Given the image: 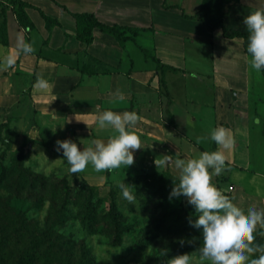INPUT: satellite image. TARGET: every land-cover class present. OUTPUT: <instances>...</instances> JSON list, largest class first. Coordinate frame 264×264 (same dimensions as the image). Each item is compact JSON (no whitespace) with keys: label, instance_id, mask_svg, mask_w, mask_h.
I'll use <instances>...</instances> for the list:
<instances>
[{"label":"crops","instance_id":"crops-1","mask_svg":"<svg viewBox=\"0 0 264 264\" xmlns=\"http://www.w3.org/2000/svg\"><path fill=\"white\" fill-rule=\"evenodd\" d=\"M23 1L30 5L26 12L34 23L32 30L19 24L10 0H0V12L6 7L7 40L6 43L0 40V113H7L20 103H29L39 116L70 122L79 136L81 149L92 146L94 139L106 142L109 136L116 135L112 129H101L96 123L97 117L106 110L136 112L139 116H165L166 113L177 122L185 121L182 118L191 119L192 125L194 116H185L183 109L188 96L182 85L189 60L188 45L192 44L210 52V61L204 59L198 64H209L216 89L212 94L213 103L207 106L213 109L211 127H223L231 133L236 128L237 132L241 130L240 136L251 135V125L239 121L245 114L241 110L250 109L252 83L251 57L245 51L243 38L228 39L222 29L212 30L202 22L185 19L182 10L165 9L164 0ZM167 3L179 6L190 16L201 8L193 10L191 5L168 0ZM257 9H264V0L225 3L222 15L229 32L249 34L243 19ZM41 11L61 26L48 29ZM71 13H93L108 25L145 28L147 31L142 36L146 34L151 41L150 35H153L151 48L140 43L142 36L137 38V43L129 41L122 46L99 29L94 31L92 44L82 43L76 38L77 23ZM4 19L0 17V21ZM22 43L31 44L35 51L25 55L20 51ZM138 44L178 71L168 70L162 75L157 64L146 59ZM134 46L142 52L143 59ZM9 58L15 60L12 67L7 66ZM38 75L49 82L47 90L34 87ZM175 80L180 88L173 86ZM121 94L123 100L119 99ZM261 117L262 123L264 116ZM169 124L165 122L164 126ZM186 124L183 127L188 129ZM243 147L248 150L246 144ZM81 174L91 177L107 171L97 172L89 165Z\"/></svg>","mask_w":264,"mask_h":264},{"label":"rangeland","instance_id":"rangeland-1","mask_svg":"<svg viewBox=\"0 0 264 264\" xmlns=\"http://www.w3.org/2000/svg\"><path fill=\"white\" fill-rule=\"evenodd\" d=\"M168 1L183 6L191 5L193 10H196L201 7L204 0ZM152 36L150 35V39L153 42ZM151 41L148 40L146 34L140 38V43L148 48ZM198 47L197 45H188L189 60L186 64V78L182 79L184 92L188 96V102L184 101L183 109L185 116H194L192 117L194 118L192 123H194L191 125V119L186 121L185 118H182L185 121L178 120L177 122L175 117L171 118L166 113L165 116H139L138 124L129 130L140 136L143 148L134 153V165L111 170L109 178L106 174L87 176V178L81 173L76 175L69 172L70 165L64 159L62 151H56V141L70 139L80 147L81 141L77 132L70 126V122L39 116L29 103H20L7 113H0V166L1 164L10 166L15 156L18 153H23L26 167L36 173L53 175L60 179L67 178L73 189V194L84 188L85 184L96 187L100 198H106V203L102 207L106 210L110 205V200H107L110 197V191L114 190L118 209L125 224L129 227L120 246L114 247L109 239L102 235L87 234L81 228L78 220H71L64 228L69 235L72 234L77 240L85 241L90 264H144L158 249L154 243L148 245L141 243L145 235L151 237L157 233L153 230V218L151 217L153 203H150L148 209L143 213L141 200L144 199L139 195L136 182L146 175L163 171H167L179 179V170L174 167L157 169L154 161L163 155L190 159L198 157L204 151H222L227 157L226 164L230 170L215 176L212 182L223 193L233 198V203L244 209L245 212L250 207L264 209V120L261 123V116H264V72L252 69L250 109L249 111L241 110L243 111L241 113L245 114L239 119V121L242 120L241 123L248 122L251 125V135L240 136L238 133L241 130L237 132L236 128L234 133L228 131L229 137L235 141L231 148H223L210 138L211 132L215 129L211 127L214 117L213 109L207 106L213 103L212 94L216 91L211 69H209V64H198L204 59L210 61V52L200 45ZM134 49L143 59L142 52L136 46ZM178 84L177 80L173 82L174 87L180 88ZM248 116H259V123H255V119L253 117L250 119ZM233 120H237L236 117H233ZM239 121L237 120V122ZM165 122L170 123L169 127L172 129L165 127ZM186 122L189 124L187 125ZM185 124L188 129L190 128L189 130L183 127ZM231 129L234 130V127ZM198 139L202 145H199ZM245 144L247 151L243 147ZM119 183L131 186L135 195L134 203H129L123 198L118 187ZM3 194L0 188V195ZM184 202L185 207L190 208L196 216L195 210L187 203L186 198ZM46 209L47 207L40 211L41 219L45 216ZM259 230L258 228L257 231ZM189 254L192 256L193 264H210L209 261H201L199 250Z\"/></svg>","mask_w":264,"mask_h":264},{"label":"trees","instance_id":"trees-1","mask_svg":"<svg viewBox=\"0 0 264 264\" xmlns=\"http://www.w3.org/2000/svg\"><path fill=\"white\" fill-rule=\"evenodd\" d=\"M19 24L28 30L35 28L26 12L30 5L23 0H10ZM57 3L56 0H52ZM229 0H204L195 15H187L177 5H168L164 0L165 9L178 8L183 17L204 23L210 29H222L228 39L236 37L244 39L247 52L248 33L229 32L222 15V8ZM1 5V4H0ZM5 8L0 17L4 19ZM67 10V9H66ZM76 19V38L87 45L94 42V31L114 37L122 46L127 42L137 43V38L147 31L145 28L108 25L101 22L93 13H71ZM48 29L61 24L41 11ZM0 40H6V21H0ZM146 59L157 64L158 70L165 75L168 70L177 68L165 65L150 50L138 44ZM251 57V56H250ZM264 72V69L261 70ZM162 83H165L163 78ZM25 156L18 153L10 166H0V264H90L89 252L84 240H77L69 235L64 228L71 220H78L81 228L90 235H102L109 239L114 247L123 243L129 227L125 224L118 209L117 196L110 191L109 209H103L106 198H100L97 188L85 184L73 194L67 178L36 173L25 166ZM110 177V171H107ZM179 179L167 171L146 175L136 182L143 203V213L153 203V230L157 233L149 237L145 235L141 241L148 245L158 246L154 254L144 264H168L172 257L199 250L202 247V231L190 226L189 218L195 219L190 208L185 207V198L169 199V194ZM46 209L41 219L40 211ZM256 232V242L264 245V235ZM149 240V241H148ZM156 240V242H155ZM183 242V246H181ZM77 248V250H76ZM259 254H257L258 257ZM254 257V258H257Z\"/></svg>","mask_w":264,"mask_h":264},{"label":"clouds","instance_id":"clouds-1","mask_svg":"<svg viewBox=\"0 0 264 264\" xmlns=\"http://www.w3.org/2000/svg\"><path fill=\"white\" fill-rule=\"evenodd\" d=\"M243 24L249 32L247 52L251 56L250 67L260 71L264 69V9H257L244 17ZM20 51L27 55L35 49L29 43H22ZM14 64L13 58L7 60L8 67ZM49 86L46 79L37 76L34 87L47 90ZM119 99H124L122 94ZM139 120L136 112L106 110L97 117L96 123L101 129H112L116 135L109 136L106 142L94 139L92 146L83 149L70 139L57 140L56 151H62L71 174L84 172L89 165L97 172L130 167L135 163L134 153L143 148L140 136L129 130ZM254 122L258 124L259 118ZM210 138L226 149L234 143L223 127L214 129ZM226 160L225 154L217 150L204 151L190 159L163 155L155 159L154 164L157 169L174 167L179 170V183H174L169 199L184 197L195 210L196 218H189V224L202 231L201 261H209L210 264H264V245L256 242L255 235L258 228L264 230V209L250 207L245 212L212 182L215 176L230 170ZM118 187L123 198L129 203L135 202L130 185L119 183ZM260 234L264 235V231ZM168 264H193L192 256L179 254L169 259Z\"/></svg>","mask_w":264,"mask_h":264},{"label":"built area","instance_id":"built-area-1","mask_svg":"<svg viewBox=\"0 0 264 264\" xmlns=\"http://www.w3.org/2000/svg\"><path fill=\"white\" fill-rule=\"evenodd\" d=\"M231 190H233V187H231Z\"/></svg>","mask_w":264,"mask_h":264}]
</instances>
